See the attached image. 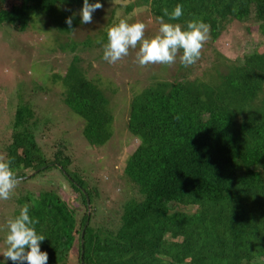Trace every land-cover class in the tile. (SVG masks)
Returning a JSON list of instances; mask_svg holds the SVG:
<instances>
[{
	"label": "trees",
	"instance_id": "1",
	"mask_svg": "<svg viewBox=\"0 0 264 264\" xmlns=\"http://www.w3.org/2000/svg\"><path fill=\"white\" fill-rule=\"evenodd\" d=\"M56 1L67 6L68 14L83 6V0H36L33 6L9 8L0 2V23L24 30L41 12L40 17L55 23L53 28L70 29L66 20L59 26L52 16ZM142 1L158 20L165 7L171 12L182 4L183 16L178 21L164 17L165 22L202 19L211 26L212 41L228 24L250 16L264 25V0ZM253 53L246 65L227 64L230 60L216 53L215 59L227 67L216 80L154 81L131 99L126 127L139 143L125 161L123 176L132 193L114 209H99L98 179L69 169L67 156L48 160L33 134L19 130L34 113L28 103L17 106L15 121L21 117V126L0 153L23 177L28 169L40 175L59 168L83 206L78 210L56 186L43 183L40 194L16 190L6 200L15 202L17 215L25 204L30 206V215L39 220L37 232L46 236L41 250L47 251L48 263L75 249L81 264H263L258 260L264 257V64L263 56ZM80 64L74 54L60 81L62 100L72 95L70 82L85 86L100 111L78 98H73V109L85 118L83 136L103 145L112 135L109 101L87 81ZM191 207L198 211L189 213Z\"/></svg>",
	"mask_w": 264,
	"mask_h": 264
},
{
	"label": "rangeland",
	"instance_id": "2",
	"mask_svg": "<svg viewBox=\"0 0 264 264\" xmlns=\"http://www.w3.org/2000/svg\"><path fill=\"white\" fill-rule=\"evenodd\" d=\"M0 2L5 8H9L11 5L22 4L33 6L36 0ZM55 3L52 16L59 26L74 13L79 22L73 24L71 29L59 31L53 28L55 23L51 19L42 17L45 13L37 12V16H33L24 30L8 22L0 23V152L3 153L6 144L11 142L8 138L15 128L21 126V117L15 121L17 106L28 103L34 116L25 121L19 130L24 128L33 134L42 154L48 160H53L54 155L58 154L67 156L71 160L69 169H80L88 178L98 179L99 195L96 202L99 209H114L132 193L124 180L123 168L128 156L139 143L138 138L126 127L129 103L135 95L159 80L208 81L209 76H215L216 80L218 72L227 71V67L215 59L216 53L229 59L227 64L243 62L246 65L250 63L249 57L253 52L264 57V35L258 30L261 25L250 16L245 21L228 24L216 40L212 41L210 38L201 58L194 65H180L184 70L182 75L179 61L172 67H141L136 59L138 48L130 49L128 56L111 64L103 59V38H107L109 27L120 20L129 23L143 22L148 25L146 38L158 33L159 20L151 14L149 4L142 0H106L101 2L104 7L93 14L91 24H81L78 14L81 8H74L72 14H68L67 6L57 1ZM39 19H43V22H39ZM261 27L264 28V25ZM97 41L103 43L98 44ZM74 54L81 61L80 66L87 81L94 83L109 101L108 111L113 120L112 135L103 145L95 146L83 136L85 118L73 109V98H78L100 111V103H93L85 86L80 81L70 82L72 95L65 102L62 100L63 87L60 81L66 75ZM259 67L262 68V64ZM17 151L23 153V148L17 147ZM25 172L28 177L16 190L37 195L45 188L41 187V183L52 184L58 188L63 200H67L78 210H83L78 193L71 189L59 168L45 170L40 175H37L36 170L28 169ZM33 172L35 173L31 174ZM45 186L47 188L49 185ZM14 204L15 202L0 200V231L5 230L6 222L17 215ZM187 211L196 212L198 208L191 207ZM5 234L0 232V252L6 248ZM76 258L75 249H70L59 256L54 264H81ZM258 261L264 264V257ZM0 264H4L2 254ZM7 264H10V260Z\"/></svg>",
	"mask_w": 264,
	"mask_h": 264
},
{
	"label": "clouds",
	"instance_id": "3",
	"mask_svg": "<svg viewBox=\"0 0 264 264\" xmlns=\"http://www.w3.org/2000/svg\"><path fill=\"white\" fill-rule=\"evenodd\" d=\"M103 7L100 0H83L82 9L78 13L81 24H91L93 14ZM162 11L158 33L151 38L145 37L148 25L143 22L129 23L120 20L109 27L107 42L103 46V59L115 64L128 56L130 49L138 48L136 59L141 67H172L177 61L183 67L194 65L201 58L203 49L211 38V26L202 19H192L186 24L165 22L164 17L178 21L183 16L182 4H177L171 12L166 7ZM75 15L76 13L66 19L70 29ZM175 118L179 119V116ZM23 179L14 169L12 161L0 156V200L10 199ZM29 208L25 204L18 215L6 222V248L0 252L4 264L9 260L12 264H48L49 255L47 251L41 250V243L46 236L37 232L35 225L39 220L30 215Z\"/></svg>",
	"mask_w": 264,
	"mask_h": 264
},
{
	"label": "water",
	"instance_id": "4",
	"mask_svg": "<svg viewBox=\"0 0 264 264\" xmlns=\"http://www.w3.org/2000/svg\"><path fill=\"white\" fill-rule=\"evenodd\" d=\"M36 172H37V171H36ZM34 173H35V172H33V173H31V174H34ZM27 177H28V176H24V179L27 178ZM24 179H23V180H24ZM87 203H88V201H87Z\"/></svg>",
	"mask_w": 264,
	"mask_h": 264
}]
</instances>
